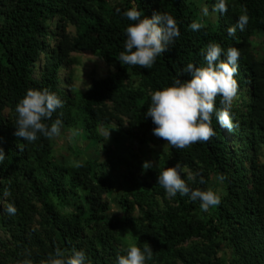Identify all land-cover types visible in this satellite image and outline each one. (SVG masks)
I'll use <instances>...</instances> for the list:
<instances>
[{
    "label": "trees",
    "instance_id": "1",
    "mask_svg": "<svg viewBox=\"0 0 264 264\" xmlns=\"http://www.w3.org/2000/svg\"><path fill=\"white\" fill-rule=\"evenodd\" d=\"M209 3L121 0L110 6L105 0H0V148L6 156L0 162V230L10 239V248L0 242V252L10 250L9 261L0 264L24 259L40 264L57 247L69 254L73 248L83 250L85 264H117V255H126V229L133 233L132 243L141 249L145 243L151 246L153 256L146 264H227L229 259L231 264H264V57L255 58L249 41L264 34V0H227L228 11L219 14L218 23L202 14ZM133 6L146 18L168 13L179 28V36L150 69L119 60L125 29L135 23L124 12ZM242 7L249 23L229 37L226 30L236 25ZM56 15L74 28V35H60L45 59L43 74L35 77L34 63L43 42L39 37H48L46 23ZM194 21L204 27L191 30ZM211 42L225 54L229 47L240 52L235 76L239 87L231 107L238 126L231 135L219 127L213 113L216 134L210 141L186 149L167 143L159 165L148 169L120 154L111 162L90 160L64 168L51 162L52 137L38 134L28 142L14 135L18 101L30 88H46L63 102L52 117L62 121V129L77 128L88 139L101 141L98 128L123 118L129 128L126 135L144 145L152 141L148 135L155 127L145 116L151 93L171 86L174 79H189V63L206 66L202 49ZM83 52L113 71L91 82L86 93L70 87L73 95H66L59 84L61 63L70 64L69 56ZM220 99L216 98L217 109ZM5 107L11 110L10 118L2 116ZM177 162L190 192L169 197L157 183L158 175ZM190 173L195 180H188ZM220 175L226 177L222 182ZM212 177L223 186L221 202L202 211L200 201L190 199L191 190L209 189ZM201 178L205 183H199ZM8 203L17 209L15 215L7 213ZM113 205L124 210L122 219L110 217Z\"/></svg>",
    "mask_w": 264,
    "mask_h": 264
},
{
    "label": "clouds",
    "instance_id": "2",
    "mask_svg": "<svg viewBox=\"0 0 264 264\" xmlns=\"http://www.w3.org/2000/svg\"><path fill=\"white\" fill-rule=\"evenodd\" d=\"M227 11V0H217L211 9L212 13L224 14ZM202 12L204 16H208L209 8L204 6ZM124 16L135 23L125 29L126 40L124 50L119 53V60L130 66L152 68L157 57L166 52L168 45L179 36L177 21L172 15L160 12L154 13L151 18L143 17L141 11L134 6L126 10ZM248 23L247 9L242 7L236 25L227 28V35L234 37L237 29L243 31ZM189 27L193 31H198L204 25L194 21ZM53 49L48 56L52 55ZM202 52L205 54L206 66L197 67L189 63L185 71L190 78L174 79L171 86L152 92L151 102L146 110L145 116L150 117L155 125L152 134L174 148L186 149L198 142L210 141L216 134L211 126L213 113L225 134L231 135V131L238 126L233 123L231 107L239 87L235 76L238 73L240 52L235 47H229L225 54L221 46L215 42L209 43ZM222 55L225 59H221ZM63 66H66L65 63H61L58 73L60 87L66 86V81L62 77ZM41 69L40 66L39 70ZM218 96L221 97L219 109L216 108ZM62 107L63 102L54 92L46 88L28 89L15 107L17 120L14 135L28 142L37 140L38 134L48 138L59 136L62 121L59 118L52 121V117L53 113ZM44 121L52 122L49 125ZM70 133L73 136L78 134L76 130H70ZM109 134L110 132L107 133L108 137ZM5 157L3 149L0 148V162H3ZM142 167L151 168L152 163L145 162ZM181 171V165L177 162L174 167L165 168L158 175L157 183L165 190L167 196L174 197L177 193L182 196L189 194L190 189L181 177ZM195 178L194 174L188 175V180ZM217 179L222 182L226 177L220 175ZM199 183H205L204 179L201 178ZM5 195H10V192L5 190ZM190 199L199 200L202 211H208L210 207L218 206L221 202L220 196L211 188L191 190ZM6 211L9 215H15L17 209L12 203H8ZM152 256L153 251L149 244L145 243L141 249L136 243H129L126 255H117L116 262L146 264ZM85 260L83 250L73 248L69 254L57 247L54 253L40 261V264H85ZM17 264H33V261L24 259L17 261Z\"/></svg>",
    "mask_w": 264,
    "mask_h": 264
},
{
    "label": "rangeland",
    "instance_id": "3",
    "mask_svg": "<svg viewBox=\"0 0 264 264\" xmlns=\"http://www.w3.org/2000/svg\"><path fill=\"white\" fill-rule=\"evenodd\" d=\"M105 1L108 5L111 6L116 2H120L121 0ZM201 1L205 2L206 0ZM209 2V15L205 17H207L208 19H212L213 21H216V23H218L221 14L219 12H211L212 7L217 2V0H209ZM45 30L48 33V37H44V39L40 38V41H43L42 50L40 53V57L36 61V66L34 65L33 68L35 77H39L43 74V70H39V68L40 66H44L45 62H47L45 61V59L48 57L50 50L55 47L60 35L67 38H71L74 35V28L70 24H65L63 21H61L59 19V16L57 15L48 19ZM249 41L255 58H263L264 34H255L254 36L249 38ZM69 60H72V62H70V64L65 63L66 66H63L62 70V77L63 80L66 81V86H61V88L64 89L66 95H73L74 91L72 89H75V91H77L78 93H86V90L89 88L91 82L102 80L113 71L111 68L107 67L101 60L97 59L90 53L83 52L73 54L69 56ZM238 63L240 62L238 61ZM239 70L240 66L238 65V72ZM70 87H72L71 90ZM244 91L245 89H243V92ZM10 112L11 110L8 107H5V109L2 110L3 118H10ZM70 130H76L78 134L73 136L71 135ZM127 130H129L127 126V120L123 118L119 120H112L107 128H98V133L101 141H97V139H88V136L86 134H83L81 130H77V128L62 129L61 126L60 135L52 137L53 153L52 156H50L51 162L52 164H56L58 166L66 168L67 166H72L78 164L79 162L84 163L90 160L98 163H105L106 161L111 162L112 159L116 158V156L119 157V155L117 154H120L124 157H127V162L135 163L136 165H139L140 168L145 162H151V168H155L156 166H158L160 161V154H162L164 150L168 148L167 143L165 144L153 134H149L148 137L152 141H148L146 142V144L140 145L132 141L126 135ZM108 132H110L109 137L107 136ZM234 141H238V139L235 137ZM108 147L111 149L110 153H107ZM122 171L123 169L120 168V172ZM134 174L136 175V177L138 176V174ZM117 188L120 190L121 185H118ZM210 188L219 196H221L223 192V186L214 177L211 178ZM0 206L3 208V201L0 202ZM131 212L132 216L136 217L138 215L137 207L134 206ZM109 215L110 217H118L122 219L124 216V210L113 205L111 206ZM129 230L130 229H126V231L123 232L127 244L132 243L133 233H131ZM124 238L122 239L124 240ZM9 240L10 239L8 235H5L0 230V242L6 243V247L8 248H10ZM9 253V249L1 251L0 260L9 261ZM223 254L224 251L219 253V256L221 257ZM227 264H231V259H229Z\"/></svg>",
    "mask_w": 264,
    "mask_h": 264
}]
</instances>
